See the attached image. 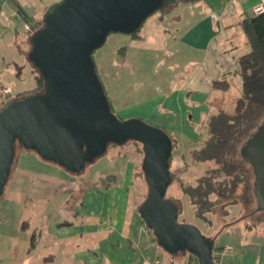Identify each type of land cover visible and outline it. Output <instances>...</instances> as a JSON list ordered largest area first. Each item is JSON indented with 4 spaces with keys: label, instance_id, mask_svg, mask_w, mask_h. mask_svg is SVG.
<instances>
[{
    "label": "crops",
    "instance_id": "obj_1",
    "mask_svg": "<svg viewBox=\"0 0 264 264\" xmlns=\"http://www.w3.org/2000/svg\"><path fill=\"white\" fill-rule=\"evenodd\" d=\"M38 1L40 8L30 12V6L34 7L36 3L0 0V61H4L6 52L15 46L21 47L26 55L33 33L30 28L41 24L48 7L58 0ZM258 2L203 0L187 4L185 13L168 24L166 17H172L175 9L149 17L142 26L141 38L129 36L130 45L121 59L100 62L101 68L106 70L104 85L111 92L108 96L112 105L117 109L129 106L120 103L117 85L124 84V95L132 99L130 83L138 81L133 78L130 61L136 58L137 64L143 65L141 72H137L141 75V87L135 93L138 100L130 107L136 109L134 113L128 111L129 116L145 122L154 117L163 118L164 129L174 134L176 141L188 139L195 148L200 147L208 136V118L219 111L234 112L242 95L236 97L235 103L229 102L233 100L230 95L233 83L238 84V94H243V78L237 72V63L250 51V46L242 20L255 14ZM181 24L184 27L180 28ZM119 49L116 47L115 53ZM155 55H160L156 65L159 69L147 74L149 64L145 59ZM165 58L167 67V61L159 65ZM5 64L1 63L2 66ZM172 67H176V71ZM171 74L173 79H168ZM239 77L242 79L240 88ZM219 81L227 82L228 87H214ZM122 165L117 174L103 176H116L107 187V183H102L103 178L73 182L67 192L62 185L53 188L50 195H44L45 202L40 206L29 204L35 194L24 188L26 193L21 191L19 195L27 202L32 218L14 221L11 227L10 224L6 226L9 221L6 211H11L13 203L19 200L8 197L0 208L1 221H4L1 232L4 237L0 235V264H191L194 259L188 254L174 257L166 253L147 230L134 196L139 186L134 181V164L127 160ZM55 173L34 172L17 165L10 179L14 182L33 179L35 174L38 179L57 183L59 178ZM10 191V195L18 191L17 186ZM252 219L255 222L239 219L215 236L217 264H264V214L257 213ZM21 223L28 226V232L19 240L16 236L23 227ZM215 234L208 235L213 237Z\"/></svg>",
    "mask_w": 264,
    "mask_h": 264
},
{
    "label": "water",
    "instance_id": "obj_2",
    "mask_svg": "<svg viewBox=\"0 0 264 264\" xmlns=\"http://www.w3.org/2000/svg\"><path fill=\"white\" fill-rule=\"evenodd\" d=\"M163 5V0H59L30 38L29 60L45 80L44 91L12 98L0 109V197L8 184L16 145L43 160L80 174L106 154L109 145H142L141 169L147 196L139 215L169 255L189 253L199 264H217L215 240L197 226L180 222L166 197L172 183L174 143L162 129L140 118L120 120L93 61L111 33L130 35ZM253 171L258 212H264V122L240 149Z\"/></svg>",
    "mask_w": 264,
    "mask_h": 264
},
{
    "label": "trees",
    "instance_id": "obj_3",
    "mask_svg": "<svg viewBox=\"0 0 264 264\" xmlns=\"http://www.w3.org/2000/svg\"><path fill=\"white\" fill-rule=\"evenodd\" d=\"M201 1L203 0H163V5L157 12L169 13L181 3L194 4ZM142 26L128 36L132 39L141 38L142 36L140 33ZM242 28L250 46V51L242 56L237 63V72L243 78V94L237 100L233 113L219 111L208 118V136L203 140L200 147L190 151L189 160H185L182 164L184 170L189 169L192 165H196L203 169V173L198 175L193 182L191 178L185 176L176 178V174L171 171L173 154L170 158L172 183L166 197L175 203L179 217L181 209L179 207V201L181 200L169 194L174 184L179 186L181 193L189 199L190 205H192L194 209L195 218L202 223H207L210 227H213L214 224L219 226L216 234L210 237L213 240H215L217 234L236 223L239 219L253 221V215L257 213L264 214V212H258L255 208L251 212L242 215L239 219L228 221V218L232 216L233 207L241 206L242 208H248L253 201V195L255 198L254 187L251 184V180L254 177L253 171L250 164L248 166L243 164V160L246 161V159L240 155V149L238 150V147L240 144L245 143L248 137L252 135L251 131L264 122L262 121L264 120V13L245 16L242 20ZM37 29L38 28L33 25L32 28H30V30H33L32 32ZM30 49L26 52L28 58ZM34 68L37 72L36 87L30 91L16 94L15 98L19 99L44 91L45 80L41 76L40 71L36 67ZM95 68L99 76L96 63ZM101 82L103 84L102 80ZM223 86V89H226L228 83L220 81L214 83V87L216 88ZM103 87L110 101L111 110L114 113V107L106 92L104 84ZM9 98L2 102L0 108L5 106L6 102L10 100ZM171 139L175 147L176 140L173 137H171ZM18 145L20 144L17 143L16 147ZM114 178L116 179V176L108 175L103 178L102 183H107V187L113 182ZM140 205L141 203L137 206L138 213ZM207 215L211 217L214 216L215 222ZM184 254H188L191 259L193 258L196 260L193 255L189 253ZM172 256L175 257L176 255Z\"/></svg>",
    "mask_w": 264,
    "mask_h": 264
},
{
    "label": "rangeland",
    "instance_id": "obj_4",
    "mask_svg": "<svg viewBox=\"0 0 264 264\" xmlns=\"http://www.w3.org/2000/svg\"><path fill=\"white\" fill-rule=\"evenodd\" d=\"M18 1H23V0H18ZM26 1H28L30 5L36 3L34 7L30 6V10H29L30 12H36V9L40 8V6L38 7V3H39L38 0L37 1L36 0H26ZM186 5L187 4L185 3H181L180 5H178L175 8V11H174L175 13L172 15V17L171 16L166 17V23L168 24L173 18L177 20L178 16L185 13ZM41 25L42 23L38 24L37 28H39V26ZM179 27L180 28L184 27V24L179 25ZM130 40L131 39L129 38L128 35L121 34V33H111L109 34L106 40V43L101 48L97 49L94 52L93 58H94L96 65L98 66L99 76L101 75L100 78L103 77L102 78L103 84L105 83L104 79H106V77L104 76V72L106 70L101 68L100 62L102 60L111 61L113 59H116V60H119V58L121 59L122 56L124 55V51H126V47L130 45L129 44ZM116 47L118 48L120 47V49L118 50V52L115 53ZM19 48L21 49V47L15 46L11 50L7 51L6 59L4 61H0V84H2L3 86L9 87L12 91L11 95H9L8 97H4L0 95V100L2 102L4 100H7L9 97H10L9 99L15 98V95L18 94L19 92L30 91L34 89L37 85V72L35 71V68L30 62L29 58L22 52V49L21 51H19ZM158 60H160V55L158 57L155 55L148 59H145L147 64H149V67H147V71H145V73L148 74L150 72H153L154 69L156 70L157 69L156 65L158 63ZM166 61L167 59L162 60L161 63L159 62V65L164 64ZM130 62H131V67L133 69L132 71L134 72L133 78L137 79L136 81H138L136 83L133 80V82L130 83L129 89H130V92L132 93L131 94L132 99L129 96H125L126 93L124 92V87H123L124 84L122 85V83H119L117 85V89L120 90L119 91L120 97H121L120 103L125 102L129 104V106L128 105L122 106L120 109H117L116 107L113 106L114 113L116 114L118 118L122 120L133 118L129 116L130 113L128 111H131L132 113H134L133 110H135L136 108L132 110V108L130 107L133 106V104H135L136 101L138 100V97H135V93L141 87V84H140L141 75H139L137 72H141L140 70L142 69L143 65L139 63L140 65L139 66L137 64L138 60L136 58L132 59ZM1 63H6V64L2 66ZM167 65H168V61L166 62V67ZM150 66H152V68ZM172 68L174 71H176L175 70L176 67H172ZM168 79H173V74H171L170 77H168ZM241 80H242L241 77H239V88H240ZM237 88H238V84L233 83V88H232L233 91H232V94H230L232 95L231 99L233 100L232 101L229 100V102H233L236 99V97L238 98L239 96L242 95V94H238ZM106 92L107 94L109 93L111 94V92L107 91V89H106ZM151 93L152 92H150L149 94ZM138 94H140V92L137 93L136 95ZM120 111H122V114L119 113ZM147 123L164 130L169 136L174 137V134H172L169 130L164 129L166 128V126L164 125L163 118H161L160 120L158 117L157 118L154 117V118H151ZM257 128L251 131V134H253ZM243 145L244 143L240 144V146L238 147V150L241 149L240 147ZM195 147L194 145H192V141L188 139H181V140L177 139L176 146L173 148V153H172L173 154L172 155L173 164L171 166V171L176 174L175 175L176 178L185 176V177L191 178L193 182L198 175L203 173V169L201 167H197L196 165H192V167H190L187 170L183 169V165H182L183 162L185 160L187 161L189 160L190 150H193ZM127 160H130L134 164V170H135L134 174H136L135 175L136 177H134V181L137 182V184L139 185L138 191L135 192L134 196L137 198L136 205L138 206L140 203H142L145 200L147 190H148L147 184L144 181L143 173L141 170V164L143 160V151H142L141 144L135 141H129L123 145H110L104 156L96 158L92 162L88 163L80 174H73L65 170L64 168L56 165L55 163L45 161L37 153L33 151H28L24 149L23 147H21L20 145H18L16 147V157H15V162H14V166L12 169L13 171L15 170V166L19 165V166H22L23 168H28L34 172H43L46 174L51 173V172H57L55 173V176L59 178V182L57 183L46 182L44 178H42V180L40 178L38 179V176L35 174L34 176H32L33 179H30V178H26L24 180L19 179L16 182L11 181V179H9L8 185L6 186V189L2 197L0 198V208L2 205L6 204L5 200H7L8 197H13V198L16 197V199H18L19 201H16L15 203H13L14 205L11 204L12 205L11 208H13L14 210L12 209L9 212L6 211L9 214L6 217V219L9 220L6 223V226L10 224V227H11V224L14 221L22 222L23 220L27 221L32 218V214L28 209L27 202L23 199V196L19 195L21 191L24 192L25 190L24 188H27L26 190L27 192L34 191V194H35L31 196L32 200L29 202V204H36L40 206L42 205V203L45 202L44 197H46V194L50 195L49 193L51 192L53 188H58L63 185L62 188L64 189V191L67 192L69 191V188L72 187L73 182L81 183L83 181H90L93 178L98 180L100 178H103L105 174H110V173L117 174V172L123 167L122 164H125ZM243 164L248 166L249 162L247 160L246 161L243 160ZM253 181H254V177L251 180L252 185H253ZM14 186H17L18 191H14V193L10 195L9 194L11 193L10 190ZM169 194L170 196H174L176 198H179V200H181L179 201V207L181 208L180 216H179L180 222H187V223L197 226L199 230L207 237H210L211 235H213L215 232L218 231L219 229L218 225L214 224L213 227H210L208 226L207 223H202L201 221L195 218L194 209L192 205H190L189 199L184 194L181 193L179 186L174 184ZM252 200L253 201L250 204V207L248 208L244 207L243 209L241 206L233 207L232 216L228 218V221L229 220L234 221L238 217H241L242 215H245L251 212L252 210H254L257 207V203H256V199L254 198V195L252 196ZM21 207H23L24 210H21L23 209ZM240 210H242L241 213H239ZM37 213L38 212L36 211L35 214ZM207 216L211 218L212 220H214L215 222L214 216L213 217H211L210 215H207ZM1 220H3V217L1 216V210H0V235L2 232V228H4V225H3L4 221H1ZM252 222H255V220L251 221V223ZM21 224L23 227L21 228V231L17 233V236H16L17 237L16 239H19V240L23 239L28 232L27 231L28 226L26 224L23 225V223ZM149 232L151 231L149 230ZM208 234H211V235L209 236ZM1 236L4 237L3 235ZM219 242H220V239H218L216 243L218 244ZM181 254H184V253H181Z\"/></svg>",
    "mask_w": 264,
    "mask_h": 264
},
{
    "label": "built area",
    "instance_id": "obj_5",
    "mask_svg": "<svg viewBox=\"0 0 264 264\" xmlns=\"http://www.w3.org/2000/svg\"><path fill=\"white\" fill-rule=\"evenodd\" d=\"M254 13L255 14L264 13V0H259L258 4L254 8ZM11 93H12V91L9 87H7V86L0 87V95H2L4 97H8L9 95H11ZM147 230H149V229L147 228ZM191 264H199V263H198V260L196 259L193 262H191Z\"/></svg>",
    "mask_w": 264,
    "mask_h": 264
}]
</instances>
